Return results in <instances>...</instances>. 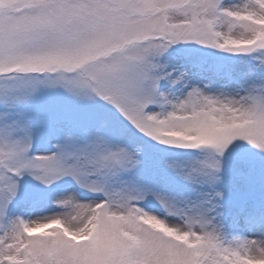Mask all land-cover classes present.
<instances>
[{
  "label": "snow or ice",
  "instance_id": "obj_1",
  "mask_svg": "<svg viewBox=\"0 0 264 264\" xmlns=\"http://www.w3.org/2000/svg\"><path fill=\"white\" fill-rule=\"evenodd\" d=\"M0 264H264V0H0Z\"/></svg>",
  "mask_w": 264,
  "mask_h": 264
}]
</instances>
